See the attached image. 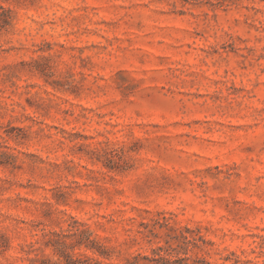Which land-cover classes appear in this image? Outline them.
<instances>
[{"label": "rangeland", "instance_id": "374dc122", "mask_svg": "<svg viewBox=\"0 0 264 264\" xmlns=\"http://www.w3.org/2000/svg\"><path fill=\"white\" fill-rule=\"evenodd\" d=\"M0 7V264H264V0Z\"/></svg>", "mask_w": 264, "mask_h": 264}, {"label": "trees", "instance_id": "16d2710c", "mask_svg": "<svg viewBox=\"0 0 264 264\" xmlns=\"http://www.w3.org/2000/svg\"><path fill=\"white\" fill-rule=\"evenodd\" d=\"M0 11V30L9 25L10 24V12L8 10H4L3 8H1ZM188 231V229H187ZM86 234V231L84 229H79L76 228L75 231L73 233L70 234L71 237H74L76 240V243H79V240H82V237ZM187 240V243H190V240L185 238ZM86 240H87V236H86ZM89 242H92L91 240H88ZM61 245H64L65 242L61 241L60 242ZM60 245V244H58ZM55 247V246H54ZM56 248V247H55ZM87 248L92 249V246L87 244ZM56 251H59L62 255L63 252L60 249H57ZM188 257H184L181 260H183L186 264V261L188 260ZM140 260H144L146 262H141ZM177 259H172L171 255L169 254V252H165V249H163V247L159 246L155 249L152 250V256L148 257V256H140V255H135L132 256L130 260L127 261V264H175ZM193 262H197V263H201V264H209V262L207 260H205L204 258H196L195 260H193ZM72 264H75L74 262H72Z\"/></svg>", "mask_w": 264, "mask_h": 264}]
</instances>
